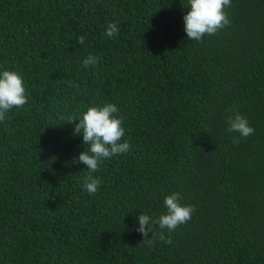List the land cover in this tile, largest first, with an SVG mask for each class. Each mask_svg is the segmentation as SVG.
<instances>
[{"label":"trees","instance_id":"16d2710c","mask_svg":"<svg viewBox=\"0 0 264 264\" xmlns=\"http://www.w3.org/2000/svg\"><path fill=\"white\" fill-rule=\"evenodd\" d=\"M188 8L0 0V71L19 72L27 98L0 122V264H264V0H231L230 25L201 42ZM105 103L131 148L100 164L89 195L74 129ZM237 113L254 134L228 131ZM176 192L191 219L163 230L171 244L143 243L137 217L156 220Z\"/></svg>","mask_w":264,"mask_h":264},{"label":"clouds","instance_id":"9594fccd","mask_svg":"<svg viewBox=\"0 0 264 264\" xmlns=\"http://www.w3.org/2000/svg\"><path fill=\"white\" fill-rule=\"evenodd\" d=\"M188 11L184 15V31L191 41L201 42L205 35L211 36L230 25V20L225 8L231 6V0H188ZM119 32L115 23H109L105 35L114 37ZM85 37L77 38L78 44H84ZM98 58L89 55L83 60V66L96 65ZM79 87V85H70ZM27 103L25 87L22 76L13 70L0 71V122L8 119V113L12 109H20ZM119 110L115 104L105 103L103 106H89L78 118L79 123L75 125L74 134L82 135L83 144L89 147L80 153L77 163L87 166V175L83 188L89 195H94L101 184L98 177L93 173L98 171L100 164L113 156L130 151L131 145L128 141L121 142L125 135L122 120L113 114ZM77 120L73 117L72 121ZM228 131L238 132L240 136L247 138L254 134V128L249 126L246 118L237 113L234 117H228ZM234 143H239L238 138H233ZM180 193H172L164 198L166 213L161 214L156 220L149 215L140 213L137 217L139 227L136 229L143 239V243L152 246L156 238L167 244L172 243L171 236L164 235L165 229L169 233L176 230L182 224L187 223L192 213L193 206L181 205ZM160 231H156L157 228ZM151 233V238H148Z\"/></svg>","mask_w":264,"mask_h":264}]
</instances>
